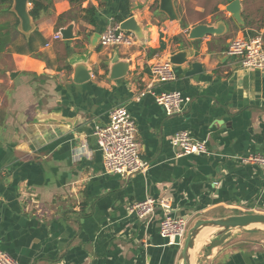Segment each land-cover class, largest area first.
<instances>
[{
    "label": "crops",
    "instance_id": "0c3cea01",
    "mask_svg": "<svg viewBox=\"0 0 264 264\" xmlns=\"http://www.w3.org/2000/svg\"><path fill=\"white\" fill-rule=\"evenodd\" d=\"M31 1L25 22L15 0L0 1L2 250L20 264H179L181 245L159 234L163 210L145 225L131 202L165 199L188 227L264 213V169L236 161L264 154V72L225 53L237 37L264 39V0H238L239 17L227 9L234 0H172L174 20L159 0H39L36 18ZM110 18H132L135 43L102 47L96 34ZM200 25L214 31L190 37ZM67 27L70 39H54ZM180 51L175 78L155 81L150 65ZM192 63L201 69L185 75ZM120 66L124 75L113 78ZM81 72L89 78L76 83ZM172 90L190 102L166 115L153 94ZM117 105L134 119L148 164L125 177L105 173L93 134ZM183 130L209 154L177 156L170 138ZM214 230L201 231L191 264H264L263 229H234L211 248Z\"/></svg>",
    "mask_w": 264,
    "mask_h": 264
},
{
    "label": "built area",
    "instance_id": "2783aa9c",
    "mask_svg": "<svg viewBox=\"0 0 264 264\" xmlns=\"http://www.w3.org/2000/svg\"><path fill=\"white\" fill-rule=\"evenodd\" d=\"M56 33L54 39H60ZM135 43L134 35L121 29L120 22L109 19V23L100 34L99 44L102 47L130 46ZM226 55L238 60L241 67L264 72V39L261 35L253 37H237L232 39L225 50ZM174 64L169 59L156 61L149 67L151 77L157 82L171 81L175 78ZM154 101L166 115L179 113L190 102L188 97L179 91H161L153 94ZM136 124L126 107L115 106L109 112L106 124L94 128V136L102 155L105 173L125 177L146 170L147 162L139 156V143L136 138ZM171 145L177 156L190 154H209L205 141L194 139L188 131H178L170 138ZM242 165H252L264 169V154L249 153L236 157ZM157 208L163 210V216L158 222L159 234L174 243L176 237L180 241L185 237L188 223L186 218L173 215L169 203L165 199L147 197L131 202L130 212L136 214L139 220L147 225L155 215ZM146 217V219H143ZM181 245V244H180ZM0 264H20L9 253L0 247Z\"/></svg>",
    "mask_w": 264,
    "mask_h": 264
},
{
    "label": "water",
    "instance_id": "95a60500",
    "mask_svg": "<svg viewBox=\"0 0 264 264\" xmlns=\"http://www.w3.org/2000/svg\"><path fill=\"white\" fill-rule=\"evenodd\" d=\"M27 0H15L17 13L19 17L25 22L27 21L28 14L26 13L25 5ZM159 9L164 12L168 19L174 20L177 18V15L174 12L172 0H159ZM227 9L233 13L235 17H239V1H232ZM134 20L129 18L127 20L120 22V27L123 30H134ZM214 29L204 27L203 25L197 26L190 32V37H198L205 32H213ZM60 35L63 39H70L71 35V27H67L66 29H62L60 31ZM97 40L100 38V34H96ZM165 34L162 31H159V48L165 50L166 46L164 44L163 38ZM169 61L174 65H179L186 61V55H184L183 51L178 53H172L169 56ZM192 69L187 71L185 75H191L199 72L201 66L199 63H192ZM116 68V72L112 75L113 78H119L124 75V67ZM89 78V73L81 72L74 79L76 83L85 81ZM143 219H146L144 217ZM250 226H264V213H244L237 215H229L226 217H220L215 219H197L193 225H191L185 234V237L182 241L179 240L178 237L174 239L175 244H181V251L179 253V264H191L194 256V248L196 240L204 228H213L218 229L219 231L215 233L214 239L209 242V246L211 248L217 247L221 245L230 235L231 231L234 229H242ZM261 229V228H259ZM264 230V229H263Z\"/></svg>",
    "mask_w": 264,
    "mask_h": 264
},
{
    "label": "trees",
    "instance_id": "16d2710c",
    "mask_svg": "<svg viewBox=\"0 0 264 264\" xmlns=\"http://www.w3.org/2000/svg\"><path fill=\"white\" fill-rule=\"evenodd\" d=\"M0 1H6V0H0ZM31 2L33 4V7H32L30 12H31V15L33 16V18H36L39 10L42 8L41 7L42 4L40 3L39 0H32ZM85 11H86L87 15H89L91 17H93L95 14V9L92 7L85 9ZM90 21L92 22V24L94 23L93 19H90Z\"/></svg>",
    "mask_w": 264,
    "mask_h": 264
},
{
    "label": "bare ground",
    "instance_id": "6f19581e",
    "mask_svg": "<svg viewBox=\"0 0 264 264\" xmlns=\"http://www.w3.org/2000/svg\"><path fill=\"white\" fill-rule=\"evenodd\" d=\"M259 228H261V229H264V226H258ZM202 235L203 234H201L200 236H199V238H198V242H197V246H198V244H200V242H201V240H202ZM194 251H195V248H194ZM193 251V252H194Z\"/></svg>",
    "mask_w": 264,
    "mask_h": 264
},
{
    "label": "rangeland",
    "instance_id": "374dc122",
    "mask_svg": "<svg viewBox=\"0 0 264 264\" xmlns=\"http://www.w3.org/2000/svg\"><path fill=\"white\" fill-rule=\"evenodd\" d=\"M188 228H189V227H188ZM188 228H187V229H188ZM214 231H216V233H217L219 230H218V229H215ZM193 259H194V256H193ZM193 261H194V260H193Z\"/></svg>",
    "mask_w": 264,
    "mask_h": 264
}]
</instances>
